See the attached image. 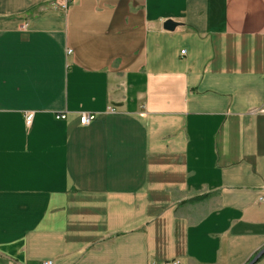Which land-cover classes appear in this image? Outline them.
<instances>
[{
  "label": "crops",
  "instance_id": "0c3cea01",
  "mask_svg": "<svg viewBox=\"0 0 264 264\" xmlns=\"http://www.w3.org/2000/svg\"><path fill=\"white\" fill-rule=\"evenodd\" d=\"M55 1L0 0V264L249 263L264 0Z\"/></svg>",
  "mask_w": 264,
  "mask_h": 264
},
{
  "label": "built area",
  "instance_id": "2783aa9c",
  "mask_svg": "<svg viewBox=\"0 0 264 264\" xmlns=\"http://www.w3.org/2000/svg\"><path fill=\"white\" fill-rule=\"evenodd\" d=\"M74 2V0H56L55 3H54V6L65 12L67 9H68V6L70 4H72ZM70 51H68L69 53ZM181 54H183V52H181ZM56 119H65V115H59L56 117ZM95 119V114H91V113H82L80 114L79 116V124L81 126H87L88 124H90L93 120ZM32 120H33V113L32 112H26L24 114V126L26 128L30 127L31 123H32ZM259 202L261 203H264V195L259 197ZM42 264H52V262L50 261H47V262H44ZM165 264H179L178 261H174L172 263H165Z\"/></svg>",
  "mask_w": 264,
  "mask_h": 264
},
{
  "label": "water",
  "instance_id": "95a60500",
  "mask_svg": "<svg viewBox=\"0 0 264 264\" xmlns=\"http://www.w3.org/2000/svg\"><path fill=\"white\" fill-rule=\"evenodd\" d=\"M175 27H176V24L171 21H166L164 24V28L166 30H173ZM263 255H264V249L259 251L257 255L247 264H255Z\"/></svg>",
  "mask_w": 264,
  "mask_h": 264
}]
</instances>
